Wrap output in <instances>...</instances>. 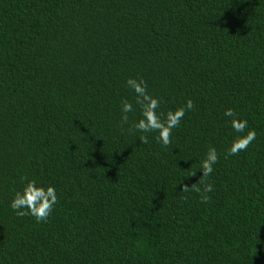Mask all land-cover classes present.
<instances>
[{"label":"trees","instance_id":"1","mask_svg":"<svg viewBox=\"0 0 264 264\" xmlns=\"http://www.w3.org/2000/svg\"><path fill=\"white\" fill-rule=\"evenodd\" d=\"M129 78L193 102L170 144ZM26 180L46 221L10 207ZM0 264H264V0H0Z\"/></svg>","mask_w":264,"mask_h":264},{"label":"clouds","instance_id":"2","mask_svg":"<svg viewBox=\"0 0 264 264\" xmlns=\"http://www.w3.org/2000/svg\"><path fill=\"white\" fill-rule=\"evenodd\" d=\"M126 84L136 94V104L141 107V118L134 124V128L140 132L155 130L158 132L157 138L161 143L164 145L170 144L173 128L180 124L185 111L193 108V102L190 99L187 100L183 107L169 111L166 118H162L163 114L158 111L160 101L148 94L146 83L142 78L139 80L129 78ZM132 111L133 104L125 100L121 106V119L123 122L128 121L127 113ZM225 115L234 116L233 110L227 109ZM231 125L237 132H243L247 126V121L233 119ZM255 137L256 132L249 130L246 135L233 141L229 153L235 155L237 152L246 149ZM140 140L144 143L148 142L147 136H141ZM217 160L218 156L215 148H210L200 167L203 176L207 177L213 171V164ZM201 183L203 184V189L197 188L196 191L200 193L201 201L207 202L210 199L208 193L212 191L213 185L203 181ZM56 203L57 194L53 185L45 186L39 184L36 180H26L23 187L15 192L10 202V207L16 212L17 216L31 215L37 222H43L50 216Z\"/></svg>","mask_w":264,"mask_h":264}]
</instances>
